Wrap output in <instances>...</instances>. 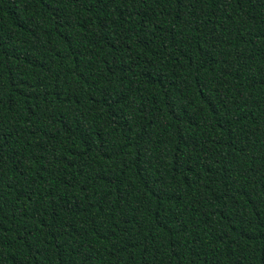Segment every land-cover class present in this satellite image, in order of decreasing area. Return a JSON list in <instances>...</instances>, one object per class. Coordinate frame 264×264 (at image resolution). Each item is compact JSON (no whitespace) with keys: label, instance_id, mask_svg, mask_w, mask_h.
Here are the masks:
<instances>
[{"label":"trees","instance_id":"16d2710c","mask_svg":"<svg viewBox=\"0 0 264 264\" xmlns=\"http://www.w3.org/2000/svg\"><path fill=\"white\" fill-rule=\"evenodd\" d=\"M0 264H264V0H0Z\"/></svg>","mask_w":264,"mask_h":264}]
</instances>
